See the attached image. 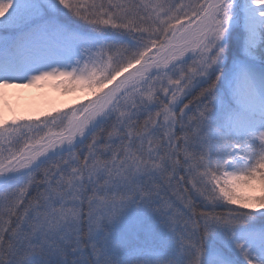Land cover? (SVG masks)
<instances>
[{
	"label": "snow or ice",
	"instance_id": "6c2138e0",
	"mask_svg": "<svg viewBox=\"0 0 264 264\" xmlns=\"http://www.w3.org/2000/svg\"><path fill=\"white\" fill-rule=\"evenodd\" d=\"M0 264H264V0H0Z\"/></svg>",
	"mask_w": 264,
	"mask_h": 264
},
{
	"label": "rangeland",
	"instance_id": "374dc122",
	"mask_svg": "<svg viewBox=\"0 0 264 264\" xmlns=\"http://www.w3.org/2000/svg\"><path fill=\"white\" fill-rule=\"evenodd\" d=\"M45 82L41 81L30 87H22V99L25 101V104L24 109L18 112L17 117H42L47 113L67 109L86 100L87 94L83 91L77 90L69 95H61L52 87L46 86ZM52 82L58 86L56 81ZM68 96H75L73 104H67L65 97ZM14 117L16 116L12 115L9 120H12Z\"/></svg>",
	"mask_w": 264,
	"mask_h": 264
},
{
	"label": "bare ground",
	"instance_id": "6f19581e",
	"mask_svg": "<svg viewBox=\"0 0 264 264\" xmlns=\"http://www.w3.org/2000/svg\"><path fill=\"white\" fill-rule=\"evenodd\" d=\"M22 88H14L7 90V97L0 101V114L9 120L12 115L18 116V112L24 109L25 101L22 99ZM67 104H73L75 96L65 97Z\"/></svg>",
	"mask_w": 264,
	"mask_h": 264
},
{
	"label": "trees",
	"instance_id": "16d2710c",
	"mask_svg": "<svg viewBox=\"0 0 264 264\" xmlns=\"http://www.w3.org/2000/svg\"><path fill=\"white\" fill-rule=\"evenodd\" d=\"M45 85L48 87H52L61 95H68L73 93V92H66L63 87L54 85L52 81H46Z\"/></svg>",
	"mask_w": 264,
	"mask_h": 264
}]
</instances>
